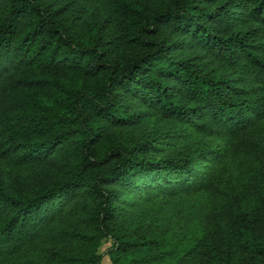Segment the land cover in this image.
<instances>
[{"label": "trees", "instance_id": "trees-1", "mask_svg": "<svg viewBox=\"0 0 264 264\" xmlns=\"http://www.w3.org/2000/svg\"><path fill=\"white\" fill-rule=\"evenodd\" d=\"M106 256L264 264V0H0V264Z\"/></svg>", "mask_w": 264, "mask_h": 264}, {"label": "rangeland", "instance_id": "rangeland-1", "mask_svg": "<svg viewBox=\"0 0 264 264\" xmlns=\"http://www.w3.org/2000/svg\"><path fill=\"white\" fill-rule=\"evenodd\" d=\"M111 246L110 241L103 242V245L101 247V252H105L109 247ZM104 264H111L110 259L108 256L104 258Z\"/></svg>", "mask_w": 264, "mask_h": 264}]
</instances>
